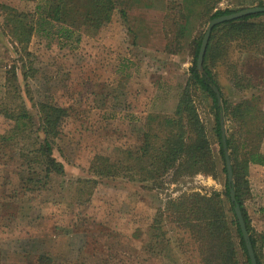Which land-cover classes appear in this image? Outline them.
<instances>
[{
    "label": "rangeland",
    "instance_id": "1",
    "mask_svg": "<svg viewBox=\"0 0 264 264\" xmlns=\"http://www.w3.org/2000/svg\"><path fill=\"white\" fill-rule=\"evenodd\" d=\"M46 1L0 0V135H13L0 141V264H32L31 258L42 252L53 258V264H202L197 244L185 233L178 235L186 238L181 247L176 244L178 236L168 233L172 239L168 250L160 234L149 227L169 198L224 190L214 115L207 98L197 97L195 105L218 162L216 176L195 174L172 181L168 174L160 188L116 177L98 182L86 202L76 200L74 190L75 181L88 176L95 155L114 163L131 162L146 130V116L173 112L192 63L189 42L202 37L210 20L204 14L205 0H177L188 23L185 39L175 49L166 46L174 26L164 17L165 0H130L125 20L114 10L111 20L96 33L85 27L76 32L79 41H75L78 34L65 39L34 33L25 55L7 32L4 6L29 12ZM238 1L220 0L215 7L237 11ZM230 61L257 88L238 89L233 68L219 65L220 103L223 98L236 103L254 92L264 109V89L258 84L264 54L233 52ZM10 73L14 77L8 82ZM40 101L67 109L53 149L64 174L51 177L35 191H22L24 168L19 155L34 147L37 132L32 128L25 137L14 135V119L5 117L2 109L16 113L24 107L37 124L32 104ZM224 126L227 136L232 124L224 118ZM259 151L264 157V135ZM247 181L244 205L264 254V217L259 211L264 207V162L249 165Z\"/></svg>",
    "mask_w": 264,
    "mask_h": 264
},
{
    "label": "trees",
    "instance_id": "2",
    "mask_svg": "<svg viewBox=\"0 0 264 264\" xmlns=\"http://www.w3.org/2000/svg\"><path fill=\"white\" fill-rule=\"evenodd\" d=\"M129 1L47 0L29 12L4 6V25L16 49L28 55L27 44L34 33L70 39L78 34L76 32L80 34L82 27H85L84 30L94 34L111 20L114 10L125 20ZM219 1L205 0L204 14L208 19L236 11L216 8ZM237 5L239 9L254 5L260 7L264 6V0H239ZM164 17L174 26V29L169 30L172 33L166 46L168 49L175 46V49L185 39L188 23L180 1L167 0ZM263 17L264 12L248 14L215 25L211 29L203 56L204 73H199L195 65L201 37L198 35L193 38L188 45L192 63L188 67V76L173 112L149 113L146 116V130L141 134L136 152L130 156L131 162L114 163L104 156L95 155L88 166V176L75 181L76 200L89 201L98 182L116 177L127 183L143 184V187L149 184L150 187L160 188L161 179L168 174L172 181L195 174L216 176L218 162L195 105L197 97L207 98L214 115L213 132L219 145L220 169L225 175L224 190L204 194L182 193L176 198L167 199L164 208L157 210L149 228L160 234L165 242L164 248L168 250V243L172 240L168 233L177 236L179 232L185 233L191 242L197 244L196 251L202 264H250L234 215L233 203L229 198L219 121L222 113L225 120L232 124L226 136V145L231 161L235 199L250 236L256 264H264L262 248L257 246L244 205L249 195L248 167L250 164L264 162L259 151L264 135V109L260 96L254 92L236 103L229 104L223 98L222 104L218 105L212 90V87L218 88L223 97L222 86L216 78L219 65L233 68V82L238 89L245 91L256 87L250 78L236 71V63L230 61V53L264 54V19H259ZM79 34L75 41H79ZM13 77V73H10L7 81ZM258 84L264 89V73L259 75ZM32 106L36 110L37 124H33V118L24 107L16 113L7 108L2 109L5 117L14 119L11 130L14 135L23 134L22 137H25L26 132H32V128L37 132L38 139L34 147L21 151L19 155L24 168L21 171L23 179L20 188L31 192L43 187L51 177L64 174V166L54 157L53 149L61 123L67 116L65 107L51 102H35ZM12 138L13 135H0L1 142ZM259 211L264 215V207H260ZM185 239L184 236H178L176 244L183 246L184 243H181ZM240 256L243 258L241 262L238 259ZM31 259L32 264H53V258L43 252Z\"/></svg>",
    "mask_w": 264,
    "mask_h": 264
},
{
    "label": "water",
    "instance_id": "3",
    "mask_svg": "<svg viewBox=\"0 0 264 264\" xmlns=\"http://www.w3.org/2000/svg\"><path fill=\"white\" fill-rule=\"evenodd\" d=\"M260 12H264V6L246 7V8L239 9L237 11H234V12H231L228 14H223V15L211 18L208 21V23L206 24L205 30H204L202 37H201V40H200L199 50H198L196 63H195L197 71L199 73H204L203 67H202L203 56H204L206 45H207L209 37H210L211 29L215 25L222 23L224 21L234 20V19H237L239 17L245 16L248 14H255V13H260ZM212 90L215 93L218 105H221L219 89L216 87H212ZM219 121H220V132H221V143H222V149H223L224 165H225V170H226V180L228 182L229 198L233 203L234 215L237 219L238 227H239V230L241 232V237H242L244 244H245V249L247 252V256L249 258V262H250V264H256V259H255L253 247H252V244L250 242V236H249V233L246 229L240 207H239V205L235 199L231 161H230V157H229V151H228L227 145H226V132H225V126H224V117H223L222 113H220V115H219Z\"/></svg>",
    "mask_w": 264,
    "mask_h": 264
},
{
    "label": "crops",
    "instance_id": "4",
    "mask_svg": "<svg viewBox=\"0 0 264 264\" xmlns=\"http://www.w3.org/2000/svg\"><path fill=\"white\" fill-rule=\"evenodd\" d=\"M165 3H166V0H165ZM260 215L264 217V215L262 213H260Z\"/></svg>",
    "mask_w": 264,
    "mask_h": 264
}]
</instances>
